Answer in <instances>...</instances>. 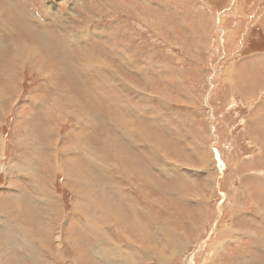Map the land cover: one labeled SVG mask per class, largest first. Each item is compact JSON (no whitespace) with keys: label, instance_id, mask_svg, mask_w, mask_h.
<instances>
[{"label":"rangeland","instance_id":"374dc122","mask_svg":"<svg viewBox=\"0 0 264 264\" xmlns=\"http://www.w3.org/2000/svg\"><path fill=\"white\" fill-rule=\"evenodd\" d=\"M0 100L1 264H264V0H0Z\"/></svg>","mask_w":264,"mask_h":264},{"label":"bare ground","instance_id":"6f19581e","mask_svg":"<svg viewBox=\"0 0 264 264\" xmlns=\"http://www.w3.org/2000/svg\"><path fill=\"white\" fill-rule=\"evenodd\" d=\"M4 94V93H3ZM2 94V95H3ZM1 101V100H0ZM57 108V107H56ZM49 120V119H48ZM0 153H1V150H0ZM45 198V197H44ZM43 198V199H44ZM48 199V198H47ZM46 199V200H47ZM50 199V198H49ZM45 200V201H46ZM48 201V200H47ZM51 201V200H50ZM51 204V203H50ZM55 204V203H54ZM57 205V204H56ZM13 211H16V210H13ZM12 211V212H13ZM59 211V210H58ZM98 211V210H97ZM12 212H10V213H12ZM17 212V211H16ZM14 213V212H13ZM14 214H16V213H14ZM53 214H54V212H53ZM61 218V217H60ZM62 220V219H61ZM11 221H13V222H16L15 220H14V218H12L11 217ZM56 222H57V220H56ZM60 223V222H59ZM2 225V224H1ZM54 226H56V225H54ZM60 228V227H59ZM52 229H53V227H52ZM51 229V230H52ZM96 229V228H95ZM4 230H6V229H4ZM32 230V229H31ZM57 230V229H56ZM12 231V230H11ZM11 231H7L6 230V232L8 233H5L4 234V240H6L7 239V241H5V243H6V245L8 246V248L9 249H11V250H14V249H16V250H14V251H17V234L16 233H14V232H11ZM94 231V230H93ZM49 232V231H48ZM60 232V231H59ZM96 232V231H95ZM20 233V232H19ZM18 233V234H19ZM53 234H55V231L54 232H52ZM97 233V232H96ZM52 234V235H53ZM55 239H57V241H58V245H63L64 244V240L62 239V236L60 235V234H58L57 236H53ZM0 240H2V237L0 238ZM4 240H3V242H4ZM33 240V239H32ZM34 241V240H33ZM24 244L25 243H27L26 245L27 246H29V242H27V241H24L23 242ZM42 243V242H41ZM45 245V244H44ZM47 245V244H46ZM5 246V245H4ZM31 246V245H30ZM19 247V246H18ZM32 247V246H31ZM30 248V247H29ZM62 248V247H61ZM21 249V248H20ZM30 249H32V248H30ZM35 249V248H34ZM32 250L33 251V254L32 253H30L29 254V256H30V258H33V261H31V262H33V264H52L51 263V261L46 257V256H44L43 255V257H41L42 258V260H40V261H37V258H36V256H35V250ZM42 249H47V248H42ZM103 249V248H102ZM106 249V248H105ZM10 250V251H11ZM111 250V249H110ZM122 250V249H121ZM31 251V252H32ZM47 252H48V250H46ZM41 252H42V250H41ZM40 252V253H41ZM63 252V251H62ZM106 252V251H105ZM109 252V251H108ZM38 253V252H37ZM43 253V252H42ZM42 253H41V255H42ZM115 253V252H114ZM121 254V253H120ZM58 255H59V253H58ZM12 256L13 257H11L10 258V260H8L7 261V263L8 262H13V263H15V264H17V254H15V252H12ZM109 256V255H108ZM1 257V256H0ZM40 258V257H39ZM62 258H64V256L62 257ZM58 260V259H57ZM109 262V261H108ZM1 264V263H0ZM9 264V263H8Z\"/></svg>","mask_w":264,"mask_h":264}]
</instances>
